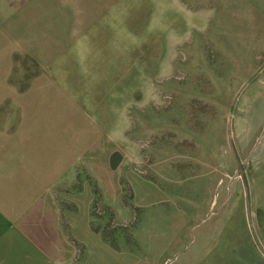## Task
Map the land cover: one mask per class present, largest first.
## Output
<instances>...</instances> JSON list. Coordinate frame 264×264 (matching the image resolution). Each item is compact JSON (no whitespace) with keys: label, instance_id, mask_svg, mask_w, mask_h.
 <instances>
[{"label":"rangeland","instance_id":"obj_1","mask_svg":"<svg viewBox=\"0 0 264 264\" xmlns=\"http://www.w3.org/2000/svg\"><path fill=\"white\" fill-rule=\"evenodd\" d=\"M40 50L97 140L62 264H264V0H0V87Z\"/></svg>","mask_w":264,"mask_h":264},{"label":"crops","instance_id":"obj_2","mask_svg":"<svg viewBox=\"0 0 264 264\" xmlns=\"http://www.w3.org/2000/svg\"><path fill=\"white\" fill-rule=\"evenodd\" d=\"M41 52L28 85L19 69V81L5 77L0 87V264L63 263L66 246L51 197L76 184L77 160L96 147L97 140L92 147L75 142L73 114L55 71L65 57Z\"/></svg>","mask_w":264,"mask_h":264}]
</instances>
